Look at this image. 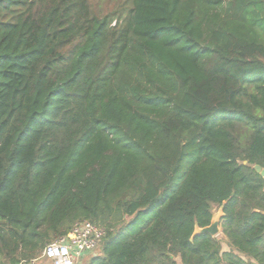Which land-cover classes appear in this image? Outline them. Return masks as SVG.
<instances>
[{
  "label": "trees",
  "instance_id": "16d2710c",
  "mask_svg": "<svg viewBox=\"0 0 264 264\" xmlns=\"http://www.w3.org/2000/svg\"><path fill=\"white\" fill-rule=\"evenodd\" d=\"M255 165L264 0H0V264L84 220L85 264H264Z\"/></svg>",
  "mask_w": 264,
  "mask_h": 264
},
{
  "label": "built area",
  "instance_id": "2783aa9c",
  "mask_svg": "<svg viewBox=\"0 0 264 264\" xmlns=\"http://www.w3.org/2000/svg\"><path fill=\"white\" fill-rule=\"evenodd\" d=\"M105 234L106 230L92 221L77 222L67 235L45 247L43 257L52 264H82L79 258L98 249Z\"/></svg>",
  "mask_w": 264,
  "mask_h": 264
},
{
  "label": "water",
  "instance_id": "95a60500",
  "mask_svg": "<svg viewBox=\"0 0 264 264\" xmlns=\"http://www.w3.org/2000/svg\"><path fill=\"white\" fill-rule=\"evenodd\" d=\"M255 169L257 170V172H259L264 177V168L261 165H255ZM224 209H225V203L222 204L219 207L218 211L212 215L211 222L208 225L201 227L199 226L198 223H196L195 230L192 234L191 239L193 240L195 236L199 234H209L212 237H215L221 234L223 232L222 222L226 216V212Z\"/></svg>",
  "mask_w": 264,
  "mask_h": 264
},
{
  "label": "rangeland",
  "instance_id": "374dc122",
  "mask_svg": "<svg viewBox=\"0 0 264 264\" xmlns=\"http://www.w3.org/2000/svg\"><path fill=\"white\" fill-rule=\"evenodd\" d=\"M218 209H219V208L216 207V208L214 209V211L217 212ZM216 238L222 240V239L225 238V235H224L223 232H222L221 234L217 235ZM85 254H86V253H84L83 256H81V257L79 258L80 261H84V260H87V259L89 258V257H88L87 255H85ZM40 262H41V263H40ZM28 264H51V261H50L49 259H46V258H43V257H42L39 261H37V262H31V263H28Z\"/></svg>",
  "mask_w": 264,
  "mask_h": 264
},
{
  "label": "crops",
  "instance_id": "0c3cea01",
  "mask_svg": "<svg viewBox=\"0 0 264 264\" xmlns=\"http://www.w3.org/2000/svg\"><path fill=\"white\" fill-rule=\"evenodd\" d=\"M91 254H94V252H87L85 255H87L88 257L91 256ZM243 259L246 261V264H261L259 261H257L256 259L250 258L247 255H242ZM86 261V260H84ZM84 261H81L82 264H85Z\"/></svg>",
  "mask_w": 264,
  "mask_h": 264
},
{
  "label": "flooded vegetation",
  "instance_id": "af4514ba",
  "mask_svg": "<svg viewBox=\"0 0 264 264\" xmlns=\"http://www.w3.org/2000/svg\"><path fill=\"white\" fill-rule=\"evenodd\" d=\"M215 213V211L213 212V214ZM212 219V218H211ZM217 236H215V238H216Z\"/></svg>",
  "mask_w": 264,
  "mask_h": 264
}]
</instances>
